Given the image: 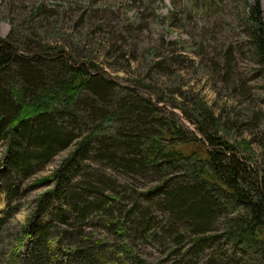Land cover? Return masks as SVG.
<instances>
[{
  "label": "trees",
  "instance_id": "16d2710c",
  "mask_svg": "<svg viewBox=\"0 0 264 264\" xmlns=\"http://www.w3.org/2000/svg\"><path fill=\"white\" fill-rule=\"evenodd\" d=\"M245 6L252 50L264 58V21L258 0ZM158 64L154 67L159 68ZM92 67L59 46L26 37H0V192L6 196L0 217V249L5 233L12 232L8 227L19 208L15 199L27 188L26 180L74 141L79 124L96 116L113 124L106 136L98 135L92 126L75 142L72 153L61 158L49 174L35 180L50 187L33 197L29 215L13 231L18 241L27 235L28 246L22 252L11 249L7 257L15 258L16 264H57L61 241H77L79 233L73 230L76 222L92 211L111 215L105 205L112 194L103 193H112V185L101 192L104 182L100 178H95L96 183L82 178L71 184V174L86 153H94L96 159L110 166L118 164L126 172L138 166L142 171L164 173L158 174L159 181L152 188L135 193L128 210H118L124 218L114 236L131 235L147 241L161 234L167 263L195 264L193 260L217 238L211 234L213 221L239 205L243 209L239 226L224 220L225 231L260 243L264 251V173L248 163L244 151L249 150V142H229L216 133L212 129L214 116L199 99L187 117L201 135L196 136L161 112L156 105L159 97L152 101L139 93L147 92L148 86H118ZM115 86L120 94L116 98ZM186 145L189 148L185 150ZM111 151H118L119 156ZM172 169L180 171L170 174ZM153 196L158 198L156 202ZM55 199L60 206L54 219L61 226L39 225V217ZM64 226L71 227L72 233L61 229ZM47 237L53 239L50 247L43 244ZM119 249L126 252L122 245ZM72 252L76 264H100L96 251L86 252L89 256L78 249L72 248ZM124 254L129 264H143L131 252ZM215 254L207 255V264L215 263Z\"/></svg>",
  "mask_w": 264,
  "mask_h": 264
},
{
  "label": "rangeland",
  "instance_id": "374dc122",
  "mask_svg": "<svg viewBox=\"0 0 264 264\" xmlns=\"http://www.w3.org/2000/svg\"><path fill=\"white\" fill-rule=\"evenodd\" d=\"M245 3L251 0H0V37H26L59 46L76 60L91 63L94 70L118 86H148L147 92L139 93L152 101L159 97L156 105L161 112L196 136L201 135L187 117L192 114L193 102L201 100L214 116L212 129L229 142L248 141L249 150L244 151L248 163L264 173V58L252 50ZM258 3L264 21V0ZM156 62L159 68L154 67ZM113 93L114 98L119 94L116 86ZM96 118L79 124L74 141L26 180L27 188L15 199L19 208L8 227L12 232L5 233L8 236L0 249V264H16L15 258L7 257L11 249L22 252L28 246L27 235L18 241L13 231L29 215L33 197L50 187L35 180L49 174L61 158L72 153L75 142L89 133L92 126L98 135L112 132V122ZM111 152L119 156L118 151ZM82 158L80 167L71 174V184L82 178L96 183L95 178H100L104 182L101 192L112 185V193H103L112 194V201L105 205L111 215L92 211L76 222L73 230L79 233L77 241H61L57 264H76L72 248L82 253L96 251L100 264H129L124 254L128 251L143 264H170L166 262V242L161 234L145 241L113 233L119 232L117 228L124 218L119 214L128 210L135 193L152 188L163 171L146 172L136 166L132 172H126L118 164L113 167L96 159L94 153H86ZM179 171L172 169L170 174ZM153 200L158 198L153 196ZM5 206L6 196L0 192V217ZM59 206L57 199L52 201L38 224L61 226L54 219ZM151 210L160 219L153 206ZM242 213L237 205L225 217L213 221L211 234L217 238L205 245L201 256L193 260L195 264H204L211 252H216L214 264H264L260 243L225 231L224 220H231L233 227L239 226ZM61 229L71 232V227ZM52 240L47 237L43 244L50 247ZM185 241L183 237L182 243ZM121 245L126 252L119 249Z\"/></svg>",
  "mask_w": 264,
  "mask_h": 264
}]
</instances>
